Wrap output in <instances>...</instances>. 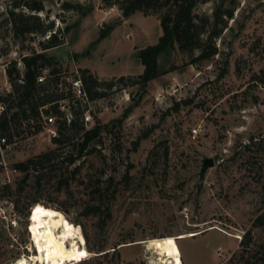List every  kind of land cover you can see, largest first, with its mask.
Returning <instances> with one entry per match:
<instances>
[{
	"label": "rangeland",
	"instance_id": "obj_1",
	"mask_svg": "<svg viewBox=\"0 0 264 264\" xmlns=\"http://www.w3.org/2000/svg\"><path fill=\"white\" fill-rule=\"evenodd\" d=\"M63 1L81 4L85 14L63 10ZM221 1L223 8L233 9V16L215 40L219 53L193 65L189 53L175 48L158 59L160 71L175 68L149 80L145 91L133 85L91 100L87 125L106 126L97 150L68 170L58 163L39 193L30 181L21 183L23 174L12 169L16 162L57 147L47 134L50 129L44 124L40 132L28 135L23 125L2 147L0 264L35 252L30 216L42 203L80 227L90 252L63 264H153L156 254L141 242L164 236L173 238L183 264H233L231 256L240 252L246 230L252 243L264 242V221L253 225L258 216L264 217V0H207L195 11L211 15ZM44 4L47 21L69 26L63 43L46 49L69 72L85 67L100 79L140 73L138 48L156 43L162 33L157 14L140 15L134 16L133 25H115L96 41L119 17L108 0ZM4 8L5 0H0V12ZM31 36L13 43L0 29V91L8 86L1 67L40 50L41 37ZM204 158L214 164L199 177ZM77 165L72 176L69 169ZM62 171L67 190L58 193L54 187ZM4 182L10 185L6 190ZM35 194L41 203L29 211L27 197ZM94 205L100 211L90 212ZM190 232L198 235L180 237ZM101 246L104 250L96 252Z\"/></svg>",
	"mask_w": 264,
	"mask_h": 264
},
{
	"label": "trees",
	"instance_id": "obj_2",
	"mask_svg": "<svg viewBox=\"0 0 264 264\" xmlns=\"http://www.w3.org/2000/svg\"><path fill=\"white\" fill-rule=\"evenodd\" d=\"M206 1L108 0V5L117 6L120 15L114 24H110L106 30L99 34L96 41L101 40L115 25L121 24L123 19L136 11L143 15L157 14L162 33L156 43L138 48L136 56L143 67L140 73L100 79L88 68H79L77 71L89 100L103 97L110 90L114 91L133 85H137L142 91H145L149 80L175 68L174 65H170L168 69L160 71L158 63L161 54L171 52L175 48L189 53L188 62L193 65L211 60L219 53L215 40L227 27V20L232 18L233 9L223 8L221 1L214 7L211 15L196 12V6ZM61 7L63 10H75L78 14H85L79 3L63 1ZM41 12H45L44 17L40 15ZM47 18L48 11L45 10L44 0H5V8L0 12V29L3 28L13 43L31 39V35L41 37V40L38 41L40 50L32 49L29 53L21 54L19 60L13 59L5 64L4 69L10 91H0V105H3L0 110V137L5 138V143L0 147L11 143L13 136L19 132L23 125L25 128L22 130L28 135H33L43 129L45 124L43 115L52 113L56 116L55 134L50 139L57 147L14 164V169L23 174L21 183L30 181L33 185L32 188H35L34 192L38 193L40 187L50 181L52 171L58 163L65 164L64 169L68 170V166L75 161L82 162L87 155L95 153L100 142L102 127H106L98 123L86 126L83 119L85 107L78 101H75V105L71 106L69 121L59 111L56 101L62 97L71 96L70 82L66 80V76L68 74L72 77L76 75L74 71L69 72L58 64L59 62L54 56L46 53V49L63 43L64 32L69 29V26L55 27L54 21H47ZM47 33H49L48 38H44ZM18 62L21 63V67L18 66ZM44 67L49 68V76L39 82L37 76ZM21 72L23 83L18 82ZM59 83L63 87V91L59 89ZM178 103V101L175 102V107ZM78 169L79 165L69 169V173L73 176ZM59 175L54 189L61 193L63 188L65 191L67 190L68 178H63V171ZM2 185L5 190L10 187L8 182H4ZM20 189L21 186H18V191ZM39 197L37 194L27 197L28 201L25 205L29 211L33 205L41 203ZM15 208L19 209L18 203L15 204ZM57 209L65 212L63 208ZM100 209V206L94 205L91 206L90 212L96 213ZM263 221L264 217L260 215L253 221V225L257 226ZM250 233V230H246L241 236L240 252L231 256L233 264H264V242L252 243ZM84 237L87 242V235L84 234ZM103 250L104 248L101 246L96 252ZM113 251H115V246ZM105 253L107 252L103 254Z\"/></svg>",
	"mask_w": 264,
	"mask_h": 264
},
{
	"label": "bare ground",
	"instance_id": "obj_3",
	"mask_svg": "<svg viewBox=\"0 0 264 264\" xmlns=\"http://www.w3.org/2000/svg\"><path fill=\"white\" fill-rule=\"evenodd\" d=\"M30 217L32 221L30 239L35 252L30 256L21 257L13 264H63L81 260L90 254L81 238L80 227L67 218L60 217L55 209L40 204L34 207ZM194 235L198 233L190 232L180 237ZM172 239L164 236L141 242L145 250H151L156 254L151 263L183 264L181 254L176 250Z\"/></svg>",
	"mask_w": 264,
	"mask_h": 264
},
{
	"label": "built area",
	"instance_id": "obj_4",
	"mask_svg": "<svg viewBox=\"0 0 264 264\" xmlns=\"http://www.w3.org/2000/svg\"><path fill=\"white\" fill-rule=\"evenodd\" d=\"M101 27H104L103 24H100ZM49 33L44 35V38H48ZM18 66L21 67V63L18 62ZM74 77L70 76L71 78H66V80L68 82H70V91H71V96L68 97H62L60 99H58L56 102L58 104V109L59 111L62 113V116H64L66 118L67 121H69L70 117H71V106L75 105V101H78L82 106L85 107V111L83 113V119L85 122V125H87L90 115L88 114L89 112V102L91 100H89L86 91L83 88L82 82H81V78L79 76L78 71L76 70ZM49 76V68L48 67H44L41 70V73L37 76V81L42 82L46 79V77ZM18 82L23 83V79H22V72L21 75L18 79ZM59 89L61 91H63V87L61 86V84L59 83ZM6 91H10V86H6ZM3 108V105H0V110ZM43 120L44 123L46 124V131L48 129V136H52L55 134V128H54V123L56 120V116L52 113H48L43 115ZM192 131L194 133H197L198 129L197 128H193ZM5 143V138L4 137H0V145ZM0 150H2V147H0ZM12 171H15V169L13 168Z\"/></svg>",
	"mask_w": 264,
	"mask_h": 264
},
{
	"label": "crops",
	"instance_id": "obj_5",
	"mask_svg": "<svg viewBox=\"0 0 264 264\" xmlns=\"http://www.w3.org/2000/svg\"><path fill=\"white\" fill-rule=\"evenodd\" d=\"M111 7H115V8L117 9V13H118V15H120V11H119V9H118L115 5H113V6H111ZM111 7H110V8H111ZM140 15H142L143 18H148V17H150V15H143L141 12L136 11L135 13H133L132 15H130L129 17L123 19V21H122L121 24L130 23L131 25H133V18H134V16H136V17H140ZM144 45H145V44H144ZM142 46H143V45H142ZM75 63H76V62H75ZM76 64H77V63H76ZM77 65H78V64H77ZM78 66H79V65H78ZM1 72H5L4 66L1 67ZM96 75H97V74H96ZM98 76H99V75H98ZM4 85H8L7 80L5 81V84H4Z\"/></svg>",
	"mask_w": 264,
	"mask_h": 264
},
{
	"label": "water",
	"instance_id": "obj_6",
	"mask_svg": "<svg viewBox=\"0 0 264 264\" xmlns=\"http://www.w3.org/2000/svg\"><path fill=\"white\" fill-rule=\"evenodd\" d=\"M214 164V161L212 158H204L202 165L199 169L198 175L199 177H201L203 175V172L210 166H212Z\"/></svg>",
	"mask_w": 264,
	"mask_h": 264
}]
</instances>
